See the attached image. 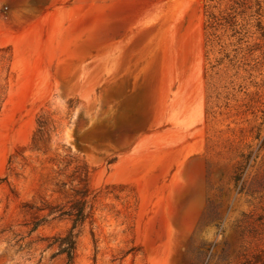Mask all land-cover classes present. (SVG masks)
Returning <instances> with one entry per match:
<instances>
[{"label": "rangeland", "instance_id": "374dc122", "mask_svg": "<svg viewBox=\"0 0 264 264\" xmlns=\"http://www.w3.org/2000/svg\"><path fill=\"white\" fill-rule=\"evenodd\" d=\"M0 264H264V0H0Z\"/></svg>", "mask_w": 264, "mask_h": 264}]
</instances>
